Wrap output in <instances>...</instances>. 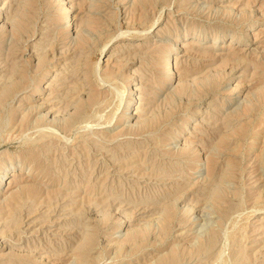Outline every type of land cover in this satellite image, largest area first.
Listing matches in <instances>:
<instances>
[{
	"label": "rangeland",
	"instance_id": "374dc122",
	"mask_svg": "<svg viewBox=\"0 0 264 264\" xmlns=\"http://www.w3.org/2000/svg\"><path fill=\"white\" fill-rule=\"evenodd\" d=\"M0 264H264V0H0Z\"/></svg>",
	"mask_w": 264,
	"mask_h": 264
},
{
	"label": "bare ground",
	"instance_id": "6f19581e",
	"mask_svg": "<svg viewBox=\"0 0 264 264\" xmlns=\"http://www.w3.org/2000/svg\"><path fill=\"white\" fill-rule=\"evenodd\" d=\"M60 2H61V0H60ZM66 7H67V6H66ZM66 7H64V9H63V10H64V15H65V16L68 18V16H67V10H68V9H67ZM75 11H76V10H75ZM66 17H65V18H63V19L67 20V18H66ZM65 20H64V21H65ZM198 44H199V43H198ZM201 46H202V45H201ZM248 46H249V45H248ZM200 51H201V50H200ZM167 64H168V63H167ZM35 110H36V108H35ZM49 113H52V111H51V110H49ZM49 113H48V114H49ZM28 187H29V186H28Z\"/></svg>",
	"mask_w": 264,
	"mask_h": 264
}]
</instances>
